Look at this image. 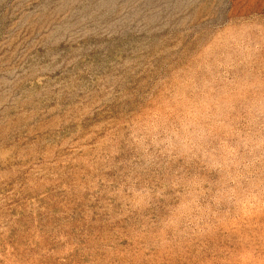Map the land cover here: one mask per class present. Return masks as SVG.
Returning <instances> with one entry per match:
<instances>
[{"label": "rangeland", "instance_id": "rangeland-1", "mask_svg": "<svg viewBox=\"0 0 264 264\" xmlns=\"http://www.w3.org/2000/svg\"><path fill=\"white\" fill-rule=\"evenodd\" d=\"M0 264H264V0H0Z\"/></svg>", "mask_w": 264, "mask_h": 264}]
</instances>
